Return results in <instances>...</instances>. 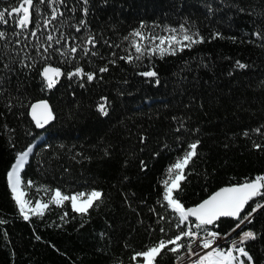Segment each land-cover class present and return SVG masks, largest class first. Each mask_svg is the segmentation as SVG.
Returning a JSON list of instances; mask_svg holds the SVG:
<instances>
[{"label": "trees", "instance_id": "1", "mask_svg": "<svg viewBox=\"0 0 264 264\" xmlns=\"http://www.w3.org/2000/svg\"><path fill=\"white\" fill-rule=\"evenodd\" d=\"M16 4L0 0V9ZM38 6L39 13L33 0L26 29L15 15L6 14L7 23H0L5 33L0 37V264L142 262V257L133 259L136 253L182 230L175 227L176 214L162 206V180L195 141L197 156L185 169L187 179L178 193L186 208L222 186L264 174V0H89L87 16L82 0H65L52 6L64 15L47 27L48 0ZM81 19L98 41L95 48L84 45L95 56L79 50L85 30L76 32L73 25ZM142 22L168 28L183 24L204 42L175 55H145L131 63L120 59L136 55L131 33ZM73 44L78 51L67 57L54 51ZM237 61L247 67H237ZM49 64L65 74L79 66L96 78L62 75L49 89L41 76ZM105 66L109 70L100 73ZM146 71L157 76L140 74ZM102 97L106 116L98 110ZM39 99L48 100L55 117L43 131L29 116L30 105ZM41 135L21 177L31 202L38 189H46L48 208L25 220L7 174L18 154ZM56 188L64 194L94 189L103 195L80 214L70 202L51 203ZM257 201L264 204V197L250 201L242 217ZM237 222L225 217L210 226L225 234ZM239 230L257 234L246 251L254 264H264V207ZM176 255L165 250L155 264H176Z\"/></svg>", "mask_w": 264, "mask_h": 264}, {"label": "snow or ice", "instance_id": "2", "mask_svg": "<svg viewBox=\"0 0 264 264\" xmlns=\"http://www.w3.org/2000/svg\"><path fill=\"white\" fill-rule=\"evenodd\" d=\"M43 3H45V0H37V7L35 8L37 13H39L38 5ZM48 3L51 8V15L46 19L45 27L51 24L57 16L64 15L63 12H60L58 7L52 6L65 4V0H48ZM82 3L84 7L81 11L84 16H87V5L89 0H82ZM32 5L33 0H17L16 6L11 7L10 9H0V23H7L6 14L9 16L15 15L19 27L21 29H26L31 22L29 7ZM75 10V8L71 9L73 12H75ZM21 12L22 15H20ZM34 27L35 29L40 28L38 21L35 23ZM73 27L76 32H80L82 29L85 30V36L81 38L82 44L79 46V50L84 56H88L89 54L95 56L97 54L95 51L84 46L92 45V48H95L98 43L95 35L89 32L87 21L81 19L76 25H73ZM146 27L147 25L142 22L138 28L131 33V35L136 38L131 41L136 55L134 57L131 55L122 56L120 59L127 60L131 63L133 59L140 60L145 55L154 56L159 54L161 57L165 55H175L177 52H183L186 48L190 49L194 44L204 42L203 36H200L198 32L192 33L190 29L185 28L183 24L180 26L179 30L176 28L168 29L169 35L167 36L157 35L154 32L149 33L145 31ZM56 30L59 31V29ZM178 31L181 33L179 36L176 34ZM31 35L35 36L36 31H32ZM219 35V33H216L213 38ZM256 35H259V33H256ZM4 36L5 33L0 31V37ZM61 39H63V34L61 38L56 39V43L60 44ZM124 39L127 40L128 37L125 36ZM52 40L53 36L48 35L47 41ZM157 41L158 43H156ZM104 43L108 44V41H105ZM111 46L112 45L109 44V47ZM54 51L58 52L63 57H67L69 53H76L78 51V46L73 44L64 51H61L60 49H54ZM44 52L47 53L48 48H44ZM113 55H115V53H113ZM42 58L47 60L50 58V54L49 57L42 56ZM110 62L115 63V61ZM236 64L239 68L247 67L239 61H237ZM24 66L30 67V65ZM4 67L7 68L8 66L5 65ZM108 70V67L105 66L99 68L98 71L104 73ZM140 74L146 77L157 76L155 71H146ZM62 75H67L69 79L72 77H80L81 79L86 77L88 81H92L96 78L94 72H85L84 69L79 66H77L74 71L66 74L61 71V68L52 67L50 64L44 67L41 71V76L46 81V87L49 89L55 87L56 83L59 82L58 78ZM0 81H2V78H0ZM156 82L159 83V81ZM81 87H83V85H81ZM101 99L103 103L98 104V110L106 116L108 114L106 110L107 98L102 97ZM31 112L36 125L41 128L51 120L55 119L47 101H40L31 105ZM257 131H259V129H257ZM245 135H247V133H245ZM198 145L199 141L191 143L188 146V150H186L181 157H178L176 161L166 169L167 178L162 180L163 203L158 201V203H162V206H166L176 214L175 227L182 230L177 232L174 237H168L167 239L160 238L153 245L145 246V249L136 253L133 259H136V257H142L144 264H155L156 258L165 250L176 254L183 249L185 250L184 255L197 257V259L193 261V264H245V259H242L241 257L246 258L248 264H254L252 256L246 251L245 244L247 241L255 240L257 238L255 232L252 230L242 231L239 234L238 239H233L230 242L228 249H223L217 243L221 239L222 234L208 230L207 226L214 225L222 217H230L239 221L231 231L240 228V225L245 221L251 223L252 213L255 212L257 208L264 207V204L257 201L252 208V212L247 213L243 217H241V213L245 209V206L248 205L250 201L254 200V198L258 196L264 197V174L257 175L251 179H246L243 183L238 185L221 188L199 204L186 208L181 202L178 193L183 191L181 188V182L187 179L185 176V169L193 158L197 156L196 149ZM254 146L257 148L260 147V145ZM31 151L32 149L29 148L26 152L19 153L16 163L7 174L13 199L19 206V211L25 220L29 219V212L43 215V210L48 208V203L40 202H37L34 208H28L27 206L30 201L24 199L26 193L22 190V184L25 182L22 180L21 170L24 168L26 159ZM189 174L191 173L189 172ZM26 183L30 187L33 182L29 180ZM102 195V192L94 189L89 192L80 191L74 194H64L59 188H56L50 201L57 206H63L66 201L70 202L72 211L86 214L89 209L94 206L96 201L101 200ZM64 216H67V212L64 213ZM190 218L195 219L193 221ZM61 219H63V216ZM163 219H165V217H160V220ZM0 223H3V221H0ZM200 230H203L204 232L203 237H201ZM160 232L165 233L166 229L161 227ZM185 238L191 240L192 243H185ZM197 241H200V244L197 249H194L193 244H196ZM201 247L204 250L211 249V251H207L205 254L201 255L199 251V248ZM176 259L178 264H180V262L183 261L184 256H178Z\"/></svg>", "mask_w": 264, "mask_h": 264}, {"label": "built area", "instance_id": "3", "mask_svg": "<svg viewBox=\"0 0 264 264\" xmlns=\"http://www.w3.org/2000/svg\"><path fill=\"white\" fill-rule=\"evenodd\" d=\"M241 217H242V215H241ZM245 222H247V221H245ZM245 222H244V223H245ZM237 223H239V221H238ZM237 223H236V224H237ZM244 223H243V224H244ZM243 224H241V225H243ZM207 228H208V230H210V231H216V232H218L217 230H215L214 227H211L210 225L207 226ZM234 228H235V227H234ZM200 231H201V237H203L204 232H203V230H200ZM219 233H220V232H219ZM221 234H222V233H221ZM233 239H238V236H235V231H231V230H230L228 233L222 234V235H221V239H220L217 243H218V245H219L221 248H223V249H228L229 246H230V242H231ZM249 241H250V240H249ZM249 241L246 242V244H245V248H246V245H247V243H248ZM188 243H192V241L189 240ZM199 244H200V241H197L196 244H193V248H194V249H197V247H198ZM199 251H200L201 255H203V254H205V252H207V251H211V249L204 250V249H202V247H201V248H199ZM184 252H185V250L182 249V250H180V252H178L177 255H176V257H178V256H184V259H183L182 262H180V264H193V261L196 260L197 257H195V256H187V255H184ZM237 255H238V254H237ZM241 258H242V259H246V258H243V257H241ZM176 264H178L177 259H176ZM245 264H247L246 261H245Z\"/></svg>", "mask_w": 264, "mask_h": 264}, {"label": "rangeland", "instance_id": "4", "mask_svg": "<svg viewBox=\"0 0 264 264\" xmlns=\"http://www.w3.org/2000/svg\"><path fill=\"white\" fill-rule=\"evenodd\" d=\"M168 29H171V28H168V27H162V26H158V25H147L145 31H147V32H149V33L154 32V33H156L157 35H164V36H167V35H169V31H168ZM176 29L179 30V28H176ZM176 34H177L178 36L181 35V33H180L179 31H178ZM134 39H136V38L132 36V40H134ZM156 43H158V41H157ZM22 190L26 193V191L23 189V187H22ZM53 194H54V192L51 194V196H52ZM12 195H13V194H12ZM37 195H38V198H36L34 201L31 202V201L28 199V197H27V193H26L24 199L30 201V203H29L28 206H27L28 208H34L37 202H40V203H47V201H46V197H47L46 189H38V191H37ZM50 198H51V197H50ZM49 200H50V199H49ZM18 207H19V206H18ZM44 210H45V209H44ZM44 210H43V212H44ZM28 214H29V216H30V215L35 214V213H33V212H29ZM21 215H22V214H21ZM22 216H23V215H22ZM239 231H240V230H237V231L235 232V235H238V234H239ZM236 233H237V234H236ZM132 264H144V262H143V261H142V262H134V263H132Z\"/></svg>", "mask_w": 264, "mask_h": 264}, {"label": "water", "instance_id": "5", "mask_svg": "<svg viewBox=\"0 0 264 264\" xmlns=\"http://www.w3.org/2000/svg\"><path fill=\"white\" fill-rule=\"evenodd\" d=\"M40 101H47V103H48V105H49V107H50V109L52 110V108H51V105H50V103L48 102V100H46V99H39V100H37V101H34L31 105H33V104H36V103H38V102H40ZM31 105H30V107H29V116H30V118L32 119V121L34 122V124L36 125V122H35V120L33 119V117H32V112H31ZM52 113H53V111H52ZM53 115H54V113H53ZM54 120V119H53ZM53 120H51L49 123H47V124H45L44 125V127H38L37 125V127H38V129L39 130H41V131H43L44 129H46L52 122H53ZM41 137H44V135H41V136H39V137H37L29 146H28V148L29 147H31L32 145H34V144H36V141L39 139V138H41ZM27 148V149H28ZM29 158V157H28ZM28 158H27V160H28ZM27 160H26V162H27ZM23 170V169H22ZM233 185H238V184H230V185H225V186H222V187H220V188H218L217 190H215L212 194H214L215 192H217V191H219L221 188H224V187H229V186H233ZM211 195V194H210ZM209 195V196H210ZM208 196V197H209ZM208 197H206L205 199H207ZM204 199V200H205ZM203 201V200H202ZM202 201H200V202H202ZM199 202V203H200ZM198 203V204H199ZM197 205V204H196ZM192 206H195V205H192ZM192 206H190V207H192ZM245 210V209H244ZM244 210H243V212H244ZM243 212L241 213V215L243 214ZM223 218H225V217H222L221 219H223ZM191 220H194L195 218H190Z\"/></svg>", "mask_w": 264, "mask_h": 264}, {"label": "bare ground", "instance_id": "6", "mask_svg": "<svg viewBox=\"0 0 264 264\" xmlns=\"http://www.w3.org/2000/svg\"><path fill=\"white\" fill-rule=\"evenodd\" d=\"M42 139H43V137L39 138V139L36 141V143L40 142ZM34 145H35V144H34ZM34 145H32V146L29 147V148H31V149L33 150ZM29 148H28V149H29ZM31 152H32V151H31ZM31 152H30V153H31ZM30 153H29V155H30ZM29 155H28V157H29ZM28 157H27V158H28ZM17 159H18V158H17ZM26 160H27V159H26ZM16 161H17V160H16ZM15 163H16V162H15ZM15 163H14V164H15ZM25 163H26V162H25ZM21 171H22V170H21ZM247 222H248V221H247ZM247 222H245L244 224H246ZM244 224H243V225H244ZM243 225H240V228H241ZM237 230H239V228L235 229V232H236ZM236 234H237V233H236ZM239 234H240V233H239ZM239 234H238V235H235V236H239Z\"/></svg>", "mask_w": 264, "mask_h": 264}]
</instances>
